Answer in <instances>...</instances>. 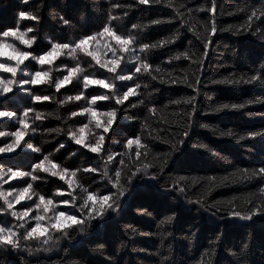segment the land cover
Returning a JSON list of instances; mask_svg holds the SVG:
<instances>
[{
    "label": "trees",
    "instance_id": "trees-1",
    "mask_svg": "<svg viewBox=\"0 0 264 264\" xmlns=\"http://www.w3.org/2000/svg\"><path fill=\"white\" fill-rule=\"evenodd\" d=\"M178 2V0H174ZM188 7L195 9L206 0H183ZM134 5L127 9V16H124V8H114L113 5ZM223 6L224 15L217 14V21L220 26L240 25L246 19L244 13L228 15V12H235L237 8H247L253 5L259 6L260 0H218ZM21 11L35 14L37 20L20 19ZM121 17L119 21H109L108 16ZM175 16L172 9L163 3L152 7L136 5L135 0H0V32L9 28L17 27L26 33V39L35 37L31 48L21 44L19 40L7 38V42L14 43L19 49L29 51L33 55H43L49 50L51 43H70L77 41L84 35H97L103 31L105 23L115 25L117 34H122L131 29L132 24H139L141 27L132 30L136 36L137 43L130 46L129 51L120 52L119 46L114 40L108 37L99 36L94 43L89 44V49L98 50L102 60L113 59V51L116 55L123 57L122 65H127L131 74L136 63L131 59L132 51L137 55L140 43L155 42L172 32L180 29L182 32L180 40L169 47L153 50L148 54L149 61L155 67L161 65L162 61H167L172 53L182 52L189 47L188 42L193 41V50H202V45L191 32L184 28L178 16L171 20V23H163L151 26L153 19L168 20ZM60 17L69 21L65 25ZM200 20L206 19L205 13H199ZM144 25H149L144 28ZM259 26L260 31L255 36L251 31L241 30L240 34L232 31L217 32L214 42L208 49L205 58L203 74L201 75L200 94L197 96L196 104L198 112L195 119L199 123L212 126V129L226 131L231 129L232 137H223L219 131L204 129L199 124L193 126L190 137L177 135L179 127L174 121L177 119L173 112H183L188 106L173 105L172 100L181 97L195 95L192 89L181 84H161L159 81H151L147 73H139L133 81L120 82L114 79L115 74L107 73L105 69H100L91 57L85 56L82 52H77L74 56L67 50L56 58L50 65H39L29 58L21 65V69L28 73L35 71H48L50 77L48 82L40 85H25L24 89L14 86L13 91L6 95H0V110L15 112L13 118H0V131L10 133L18 127V117L22 115L26 108L34 111L29 114L27 122L29 124L28 133L21 142L20 147L12 154L0 153V168L5 171L8 168L19 169L21 171H31V165L37 163L44 155L52 154L51 159L58 165H68L70 171L77 169L97 167L102 171V165L107 153L113 154L128 152L135 160L136 145L126 148L128 139L141 135V127L145 123L147 113L144 106L132 108L131 104L137 103V97H130L123 105H116L115 101L98 102L96 110L105 113L112 108L117 110V119L113 121L109 131L105 133L103 128L95 127V122L90 121L85 116L71 117V111H79L87 106L85 100L67 101V96H75L83 90L87 97L91 95L110 94L108 89H103L98 85H91L88 89H83V76L92 75L95 78L109 79L119 90L126 91L122 85L135 87L139 83L138 89L145 98L148 92H153L151 106L162 109L155 117L150 119L152 128L165 129L160 135L169 140V143H161L159 140H147L153 153H170L169 164L158 180H152L149 176L138 175L133 180L123 204L117 212L108 210L104 218L96 217L85 226L86 231L80 232L76 225L66 229L69 237L62 240L59 249L51 253L43 252L29 256L26 251L11 249L9 247L0 248V264H22V259L27 264H264V216L257 215L252 221H241L230 217L226 212L224 201L234 199V206L239 209L243 205V200L249 193L255 194V199H259L260 187H264V181L259 178L251 181L227 182L226 186L217 187L207 197L206 207L212 205L214 201H221L216 207H208L205 211L200 205L188 203L186 196L172 189L169 177L179 175L187 177L205 176H225L240 168H259L264 166V137L255 140H239V136L247 135L253 130L264 131V84L256 82L254 84H214L213 80H220L225 77L234 76L247 78L254 74L256 69L264 65V23L257 21L254 27ZM31 28L32 31L27 30ZM202 31V29H200ZM0 62L14 64L7 57H0ZM79 65L82 71L77 74L72 83L63 87L59 92L54 87L56 79H62L67 74L66 68ZM162 68L171 70L177 69V74H181L182 69L189 66V61H175L173 64H162ZM119 71V70H118ZM155 74V73H154ZM157 75H162L157 74ZM0 77L12 79L10 73L0 72ZM22 77V72H18L16 79ZM28 79L29 77H23ZM167 78V77H165ZM150 83L152 87L145 89L143 85ZM158 89V91H153ZM33 95H47L51 97L49 101L35 102ZM254 101L246 104L242 109H228L220 113L212 111L214 107L221 104H241L246 101ZM63 101V103H60ZM255 101H260L259 103ZM146 103L148 101L146 100ZM168 105L167 108H164ZM190 110V109H189ZM36 112L43 114L42 121H35ZM52 113V115H48ZM57 116L60 119H57ZM103 123L105 116L99 117ZM168 121V123H165ZM83 124H88L85 136L99 135L105 136L104 149L101 154L91 153L87 148L75 144L68 136L66 129L74 128L78 130ZM62 129L57 133H49L47 129ZM35 129V131H33ZM148 136V130L143 133ZM156 135L155 132L152 133ZM95 142L94 139L89 141ZM178 140H184L178 143ZM86 139V143L89 142ZM11 142L10 136L0 137V147ZM145 142L142 140V143ZM27 144L41 148L40 153H36ZM64 144L63 148L60 145ZM206 144L213 148L219 155L213 156L198 145ZM143 149H140L142 151ZM127 159V157H125ZM118 163V158H117ZM135 170V169H133ZM155 171V169L150 170ZM42 179L31 181V178H24L34 185V191L45 195L46 198L53 199V204H57L56 210H67L70 213L76 212L79 217L80 204L83 202L80 186L89 188L90 191L98 195H109L111 188L100 172L77 174V185L70 189L67 184L58 177H52L47 173H38ZM26 186L24 180H9L0 187V191H11L12 188ZM60 190L63 197L56 196ZM196 189L190 191L188 195L194 200ZM71 193V195H69ZM86 195V194H84ZM75 197V209L72 205H65L62 201L68 199L72 201ZM31 214L35 217V203L38 202V195H33ZM21 204L16 210L23 211ZM251 207V205H243ZM98 207V205H97ZM219 208V211H216ZM13 210V209H12ZM0 199V226L11 228L13 231L22 232L16 217L11 215V211ZM151 215L143 214V212ZM216 212V215H213ZM44 213V212H43ZM46 214V213H45ZM172 216L160 227L161 221H165L167 216ZM26 225V224H25ZM26 227V226H25ZM137 229L135 234L131 229ZM55 231L56 235L62 232ZM170 233V235H169ZM23 244V242H20ZM209 251V255H202Z\"/></svg>",
    "mask_w": 264,
    "mask_h": 264
},
{
    "label": "snow or ice",
    "instance_id": "snow-or-ice-1",
    "mask_svg": "<svg viewBox=\"0 0 264 264\" xmlns=\"http://www.w3.org/2000/svg\"><path fill=\"white\" fill-rule=\"evenodd\" d=\"M29 0H24V3H28ZM164 4L166 7L172 9L175 13V16H178L183 23L184 28L188 32H191L193 36L200 42L202 45V50H193V41H189V47L186 48L182 52H176L169 55L167 61H162V64H173L175 61H189V66L186 69L181 70V74H177V69L173 68L171 70H167L162 68L161 65H156L155 67L148 59V54L153 50L169 47L174 45L178 40H180L182 32L180 29L172 32L170 35L165 36L161 39L156 40L155 42H144L140 43L139 52L141 55H137L135 50L132 51L131 59H134L136 63L133 65L135 69L131 74H127L130 69H128L127 65H122L123 57L117 56L116 52L113 48H109V51H114L115 55H113V59L107 60L108 63H105V60L101 59V56L98 50L89 49V44L94 43L99 36L108 37L111 40L116 42V45L119 46L120 52L129 51L130 46L135 45L138 41L136 36L132 34V30L138 29L141 26L139 24H132L131 29L122 34H117L118 29L114 30L115 25L112 23H105L103 26V31L97 33V35H84L77 41H72L70 43H51V47L49 50L45 51L43 55H33L29 51H23L19 49L14 43L7 42V38L16 39L17 34H23L26 37V33L20 31L18 23L17 27L9 28L7 30H3L0 32V43L11 46L18 54H21L25 57L22 63H17L13 59H7L9 61H14V64H9L5 62H0V64L4 65L5 68L0 69V72L10 73L12 79H4L0 77V81H3V84H0V95H6L13 91V87L17 86L24 89L25 85H40L42 83L48 82L46 81H35L34 77H36L39 73L47 72L48 78L50 77V73L48 71H35L34 73H28L21 69V65L25 63V61L31 58L36 61L39 65L43 66L46 64H51L56 58L60 57L64 50H67L70 55H75L77 52H82L87 57H91V60L95 61L100 69H105L107 73L115 74L114 79L120 82H128L133 81V78L137 76V74L143 72L147 73L148 77H150L151 81H159L161 84H181L193 90L195 95L181 97L180 99L170 101L173 105H186V108L183 112H173L172 115L176 116L177 119L174 121L175 124L179 127V132L177 135L181 137H190L191 130L194 125L199 124V127L204 129H212V126L204 123H199L195 117L198 112L197 109V96L200 94V83H201V75L203 74V68L205 63V58L208 55V49L210 45L214 42V36L217 32L224 31H232L234 34H240L241 30L243 31H251L253 36L256 35L257 32L260 31L259 26L254 27V24L259 21L264 23V0H260L259 6L253 5L251 7H241L237 8L235 12H228V15H235L236 13H244L246 19L240 25H224L220 26L217 21V14L224 15L223 6L218 3V0H206L204 4L199 5L195 9L187 6L183 0H178V2H174V0H135L136 5H141L145 7H152L155 5ZM134 5H121L116 3L113 5L114 8H124V16H127V9L133 7ZM199 13H205L206 19L200 20L198 18ZM20 19H29V20H37L38 17L30 12L21 11L19 14ZM175 16L171 17L168 20H163L160 18L153 19L150 22L151 26L160 25L163 23H171V20L175 18ZM65 25L69 24V21L64 17H60ZM121 17L112 15L109 13L108 20L109 21H119ZM144 28H148L149 25H144ZM202 29V31L200 30ZM31 32L32 29L29 28L27 30ZM264 39V36L261 37ZM19 42L28 48H31L34 40L26 39L19 40ZM122 45H124L122 47ZM111 49V50H110ZM58 51L59 54H55ZM52 56L51 62H47L45 58ZM6 57V56H5ZM111 61H115V67L113 68ZM119 70V71H118ZM82 69L79 65L75 67L66 68L67 74L63 76L62 79H56L54 83V87L57 92H59L63 87L72 83L73 79L80 73ZM18 72H22V77L17 80ZM155 73V74H154ZM162 75H157L161 74ZM23 77H29L28 79H24ZM167 77V78H165ZM259 82L264 84V65L260 69H256L254 74L244 78L243 76L239 79L234 78V76H229L222 78L220 80H213L214 84H254ZM83 89L86 90L91 85H98L103 89H108L110 94H100V95H91V97H87L85 92L81 90L75 96H67V101H81L85 100L87 106L81 108L79 111H71V117H79L85 116L89 118L90 121H98L101 116H111L112 121L117 119V110L112 108L110 111L101 113L96 110V106L98 102L101 101H115L116 105H123L125 101H128L130 97H137V103L131 104L132 108H136L138 106H144L146 108L149 116L145 117V123L141 127V135L135 136L132 139H128L125 147L131 148L133 144L136 145L137 151L135 152V160H133L132 155L128 152L113 154L111 152L107 153L106 159L101 156V159L104 160L102 165V171L100 168L95 166L90 168L77 169L76 171H70L68 165H58L53 162L51 159L52 154L44 155L42 159H39L37 163L31 165V171H21L19 169L8 168L6 171L0 168V187L4 183H7L9 180H24L26 186L12 188L11 191H0V199H3L4 203L7 205L9 210L13 209V206L16 204H21L22 201H31L33 195H38V202L35 203V207L37 209H42L44 213H47L50 209L54 211L55 223L51 225V228L55 229L57 232H65L66 229L72 228L73 225H76L80 232L86 231V225L90 220L99 217L104 218L105 213L110 210L115 213L122 207L123 198L126 197V194L129 192L130 187L133 185V180L138 175L149 176L152 180H158V177L162 175L166 169V166L169 164L168 156L170 153H153L151 147L146 142L147 140H159L161 143H169L168 139H165L160 135L161 131H166L165 129L152 128L150 124V119L155 117L157 113L161 112L162 109H159L155 106H151V97L153 92H148L145 98H140L143 94L138 91L141 88L139 83H135V87L128 86L127 83H124L122 86L126 88V91H120L116 85L110 81L109 79H99L95 78V73L92 75L85 74L83 76ZM145 89L152 87L150 83H145L143 85ZM153 91H158V89H154ZM33 101L42 102L49 101L51 97L47 95H33ZM146 100L148 103H146ZM254 101L249 100L245 103L241 104H221L212 109L215 113H220L224 110L228 109H242L246 106V104H252ZM259 103L260 101H255ZM63 103V101H60ZM168 105H165L164 108H167ZM190 109V110H189ZM34 109L26 108L22 115L18 117L19 127L10 133H6L4 131H0V137L10 136L11 142L6 143L3 147H0V153H12L15 149L20 147L21 142L24 140L25 136L28 133L29 124L27 122V118L29 114L32 113ZM16 113L8 110H0V118H13L16 117ZM48 115H52L49 113ZM260 115H264L261 113ZM43 114L40 112H36L34 116L35 121H42ZM57 119H60L57 116ZM168 123V121H165ZM113 124V122H112ZM110 125V127L112 126ZM103 128V131L107 133L109 131V126L107 124H103L98 126L97 128ZM88 129V124H83L78 130L74 128H67L66 132L70 139L75 140L77 145H81L87 148L91 153L101 154L104 149L105 136L99 135L98 142L99 146L96 143L88 142L85 143V132ZM145 130H148V136L144 137L143 133ZM214 132L219 131L218 129H212ZM35 131V129H33ZM49 133L52 132H61L62 129H47ZM155 132L156 135L153 136L152 133ZM83 135L84 139L81 140L80 136ZM219 135L221 138L223 137H232L233 132L231 129L226 131H219ZM264 137V131L253 130L247 133V135L239 136V140L252 139L255 140L257 138ZM142 140L145 142L142 143ZM178 143H183L184 140H178ZM36 153L41 152V148L38 146H33L32 144L26 145ZM65 145L61 144L60 148H63ZM199 148L205 149L207 152L212 154L213 156H218L219 154L210 146L206 144L198 145ZM140 149H143L140 151ZM127 157V159H125ZM118 158V163H117ZM50 165L52 168L56 169L59 175L52 174L48 171L44 165ZM135 169V170H133ZM155 169V171H150ZM84 173H95L100 172L105 181L111 185L112 189H115V192H112L111 189L109 195H98L95 192L89 190V188H85L80 186V192L82 194L83 202L80 204V208L77 210L79 212V217L76 212H69L67 210H56L53 208V199L46 198L45 195L39 194L34 191V185L32 182H28L24 178H31V181H37L42 179L38 175V173H47L52 177H58L61 181L68 185L70 189L75 188L77 185V174L78 172ZM69 175L71 178H69ZM259 178L260 181H264V166L259 168H240L236 167L235 171L230 172L228 175L217 177V176H205V177H187L183 175L169 177L171 180L172 189L178 191L180 194L186 196L188 203H195L200 205L201 208H204L205 211L208 210V207H216L217 204H220L221 201H214L212 205L206 207L207 197L219 186H226L227 182H236L237 179L241 181H251L253 179ZM201 189V191L195 192L196 198L193 200L188 193L190 191ZM258 192L261 194V197L257 200L255 199L254 193H249L247 197L243 200V205H251V207H244L243 205L237 209L234 206V199H230L224 201L223 203L226 205L227 214L241 221H252L254 217L257 215L264 216V187H260ZM86 194V195H84ZM56 196L63 197L64 193L60 190H57L55 193ZM71 195V193H69ZM75 197H72V201L68 199H64L62 202L65 205L71 204L73 209H75ZM98 205V207H97ZM23 211L17 212L15 210L11 211V215L16 217L18 221H22L23 218L27 217L31 212V206L22 205ZM216 211H219V208H216ZM143 214L151 215V213L143 212ZM213 215H216V212H213ZM36 221L41 223L44 220L43 215H36ZM172 216H167L165 221H161L158 224L160 227L167 220H171ZM37 224V223H36ZM19 229H23L22 232L13 231L11 228L0 226V248L9 247L11 249H19L21 238L25 240H35L43 236L42 233H37L34 227L26 228L25 223L21 222L19 224ZM132 233L135 234L137 229L132 228ZM170 235V233H169ZM45 243H50L49 240H45ZM202 255H209V251ZM200 264V262H198Z\"/></svg>",
    "mask_w": 264,
    "mask_h": 264
},
{
    "label": "clouds",
    "instance_id": "clouds-1",
    "mask_svg": "<svg viewBox=\"0 0 264 264\" xmlns=\"http://www.w3.org/2000/svg\"><path fill=\"white\" fill-rule=\"evenodd\" d=\"M16 39L17 40H25V36L23 34H17L16 35ZM32 40H35V37L31 38ZM124 45H122L123 47ZM111 50V49H110ZM55 54H59L58 51ZM113 55H115V52L113 51ZM8 57L9 59H13L15 60L17 63H22L23 60L25 59V57L21 54H18L14 49L11 48V46L9 45H5L3 43H0V57ZM52 56H49L47 58H45V60L47 62H51L52 60ZM105 63H108V61H105ZM113 68L115 67L116 62L115 61H111ZM5 68L4 65L0 64V69ZM48 79V73L47 72H42L39 73L36 77H34V82L35 81H46ZM0 84H3V81H0ZM112 117L109 115L106 117V120L102 123L101 120H98L95 122V127H98L100 125L103 124H107V126L110 127V125L112 124ZM80 139L83 140L84 136L81 135ZM95 142L97 144V146H99V142H98V137L94 138ZM74 143H76L75 140H73ZM89 142H92L91 140ZM93 143V142H92ZM44 167H46L48 169V171L52 174L55 175H59V173L56 171V169L52 168L50 165H44ZM69 178H71V176L69 175ZM264 211V210H262ZM39 216V214H38ZM55 223V218L53 217L52 220L49 221V228H46L44 226H42L41 223L37 222V224L35 225V230L37 233H42L43 236L40 238H37L35 240H25L23 238H21V241L23 242V244L20 243V250L21 251H26L27 254L29 256H32L36 253H40L43 252L45 254L51 253L54 250L59 249L60 244L62 242V240L67 239L69 237L68 233L62 232L61 235H56L55 231H49V229H53L51 228V225ZM55 230V229H54ZM49 240L50 243L46 244L45 240ZM20 241V242H21ZM22 259V264H27L26 261Z\"/></svg>",
    "mask_w": 264,
    "mask_h": 264
},
{
    "label": "rangeland",
    "instance_id": "rangeland-1",
    "mask_svg": "<svg viewBox=\"0 0 264 264\" xmlns=\"http://www.w3.org/2000/svg\"><path fill=\"white\" fill-rule=\"evenodd\" d=\"M85 134H88L87 132H85ZM92 135V134H91ZM85 136V141H86V139H88V141H89V139H94L95 138V136ZM86 143V142H85ZM17 149H15L12 153H14L15 151H16ZM12 153H4V154H6V155H8V154H12ZM34 199H32L31 201H22L21 202V204H25V205H27L28 203H30V202H32ZM21 204H16V205H14L13 206V210H15V211H17V212H22V211H20V210H16V208L19 206V205H21ZM56 208L57 207V204H53V208ZM35 211H37L36 212V215H43L44 216V220L43 221H41V224H42V226H44V227H46V228H49V221L50 220H52V218L54 217V211L52 210V209H50L46 214L45 213H43V211H42V209H35ZM36 215H35V217H36ZM35 217L34 216H32V214L31 213H29V215L27 216V217H25V218H23V220L21 221V222H24L26 225V228H31V227H35V225H36V223H37V221H36V219H35ZM2 227H4V226H2ZM50 230H52V229H49V231Z\"/></svg>",
    "mask_w": 264,
    "mask_h": 264
}]
</instances>
